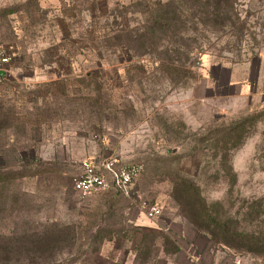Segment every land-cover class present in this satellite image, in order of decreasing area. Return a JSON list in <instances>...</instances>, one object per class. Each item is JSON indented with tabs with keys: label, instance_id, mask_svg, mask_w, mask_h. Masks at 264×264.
Listing matches in <instances>:
<instances>
[{
	"label": "rangeland",
	"instance_id": "374dc122",
	"mask_svg": "<svg viewBox=\"0 0 264 264\" xmlns=\"http://www.w3.org/2000/svg\"><path fill=\"white\" fill-rule=\"evenodd\" d=\"M155 1L0 0V264H177L153 227H193L203 207L237 264H264V0L143 46ZM93 160L145 170L84 198L73 180Z\"/></svg>",
	"mask_w": 264,
	"mask_h": 264
},
{
	"label": "trees",
	"instance_id": "16d2710c",
	"mask_svg": "<svg viewBox=\"0 0 264 264\" xmlns=\"http://www.w3.org/2000/svg\"><path fill=\"white\" fill-rule=\"evenodd\" d=\"M153 5L152 8L149 7L147 10L150 20L149 25L145 27V32L139 33L138 40L142 42L143 46L148 45L150 37L155 36L157 32L165 33L169 36L172 44L180 43L184 34H187L190 29L194 30L188 24L195 19L201 22V20L204 21L206 18L220 24L232 22L233 19L230 0H215V2H211V0H157ZM194 50V48L188 49L186 58L190 59ZM170 59H174L172 55ZM167 67L169 68V66ZM1 180L3 183L5 178ZM2 187L5 188L6 186L3 185ZM202 201L203 206H206L205 200L202 199ZM205 210L206 208L203 207L202 210L195 213L200 221L194 222L192 224L193 227L213 240L214 250L236 249L238 243L236 237L230 233L229 227L226 224H222L221 220L208 216ZM235 222H237V219ZM158 237L164 240L165 244L169 243L175 248V242L168 233L155 232L151 240H155ZM145 241L146 236L144 238Z\"/></svg>",
	"mask_w": 264,
	"mask_h": 264
},
{
	"label": "built area",
	"instance_id": "2783aa9c",
	"mask_svg": "<svg viewBox=\"0 0 264 264\" xmlns=\"http://www.w3.org/2000/svg\"><path fill=\"white\" fill-rule=\"evenodd\" d=\"M11 61V48L0 42V83ZM144 170L142 163L116 164L109 160H93L85 164L82 173L74 178L73 184L75 190L84 198L110 190L128 193L131 185ZM147 215L151 219H157L160 209L150 206L147 208Z\"/></svg>",
	"mask_w": 264,
	"mask_h": 264
},
{
	"label": "crops",
	"instance_id": "0c3cea01",
	"mask_svg": "<svg viewBox=\"0 0 264 264\" xmlns=\"http://www.w3.org/2000/svg\"><path fill=\"white\" fill-rule=\"evenodd\" d=\"M253 63L251 74L253 73ZM255 84L264 87V53L254 69ZM152 227V225L147 226ZM154 229L168 232L175 242L174 261L177 264H237L235 257L224 250H214L213 240L196 228L181 223H159ZM221 251V253H215Z\"/></svg>",
	"mask_w": 264,
	"mask_h": 264
}]
</instances>
